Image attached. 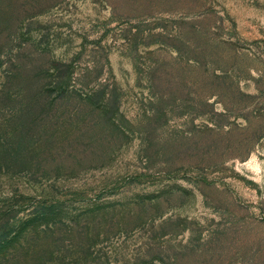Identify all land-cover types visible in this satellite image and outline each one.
Instances as JSON below:
<instances>
[{
	"label": "rangeland",
	"instance_id": "374dc122",
	"mask_svg": "<svg viewBox=\"0 0 264 264\" xmlns=\"http://www.w3.org/2000/svg\"><path fill=\"white\" fill-rule=\"evenodd\" d=\"M0 264H264V0H0Z\"/></svg>",
	"mask_w": 264,
	"mask_h": 264
}]
</instances>
